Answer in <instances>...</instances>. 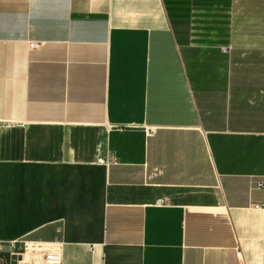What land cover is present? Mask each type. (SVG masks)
Wrapping results in <instances>:
<instances>
[{
	"label": "crops",
	"instance_id": "obj_1",
	"mask_svg": "<svg viewBox=\"0 0 264 264\" xmlns=\"http://www.w3.org/2000/svg\"><path fill=\"white\" fill-rule=\"evenodd\" d=\"M0 264H264V0H0Z\"/></svg>",
	"mask_w": 264,
	"mask_h": 264
},
{
	"label": "built area",
	"instance_id": "obj_2",
	"mask_svg": "<svg viewBox=\"0 0 264 264\" xmlns=\"http://www.w3.org/2000/svg\"><path fill=\"white\" fill-rule=\"evenodd\" d=\"M43 42L40 41H30L29 42V49L30 50H38L43 46Z\"/></svg>",
	"mask_w": 264,
	"mask_h": 264
}]
</instances>
